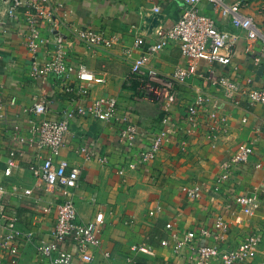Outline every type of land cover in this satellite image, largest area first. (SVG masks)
<instances>
[{"label":"crops","instance_id":"0c3cea01","mask_svg":"<svg viewBox=\"0 0 264 264\" xmlns=\"http://www.w3.org/2000/svg\"><path fill=\"white\" fill-rule=\"evenodd\" d=\"M226 1L230 4L238 0ZM243 1L240 11L252 15L264 30V0ZM65 3L66 7L55 14L57 31L73 42L68 48L67 61L74 65L86 64L97 75L104 76L105 81L89 83L74 75L69 81L75 89L85 87L90 98L76 91L71 101V94L55 86L52 79L33 81L29 78L30 55L20 33L24 23L0 31V98L6 102L12 96L18 99L17 105L8 108L10 119L16 112L21 113L15 124L12 121L0 123V237L6 233L11 218L19 228H34L37 232L33 241L17 239L10 248L0 249V264H40L37 245L49 238L57 218L56 206L62 200L58 186L41 180L30 169L31 164L41 161L37 154L46 156L49 150L39 151L26 142L15 141L14 125L21 136L29 140L33 137V119H57L66 107L75 109L100 95L117 97L118 116L128 117L139 134L133 145L121 144L119 121L80 115L72 121L62 147L60 155L80 170L76 191L79 217L83 221H95L101 228V246L95 250L91 264L118 263L132 254L129 248L132 243L143 241L155 245L157 255L135 253L141 264H191L188 249L175 252L171 246L160 244L161 239L170 237L166 224L172 220H176L180 232L209 228L211 235L204 242H220L224 248L237 245L253 230L264 232V204L247 215L234 203V198L259 193L264 187L263 172L255 165L264 164V104L251 102L246 96L240 103H234L220 87L211 84L212 78L228 75L242 85L251 79L252 86H262L264 76L260 66L254 63V56L264 58L261 42L257 41L251 50L245 31H238L232 62L222 65L200 61L197 73L176 85V100L166 111L162 100L150 94L147 86L132 74V68L137 59L146 54L147 47L160 39L157 29L171 27L180 17L183 0H65ZM156 4L161 10L153 12ZM200 10L221 16L207 0L202 1ZM73 25L114 33L117 43L111 48H89L73 36ZM51 26L49 21L42 26L44 35L50 37V51L55 47ZM135 42L139 46H135ZM148 59L166 76L188 63L179 44L173 40ZM200 95H207L209 100L199 110V126L192 133H186L188 104ZM39 97L49 100L46 113L23 112L22 108ZM166 115L169 119L164 122ZM221 116L225 119H220ZM164 126L170 128V133L157 157L143 162L139 152L151 142L152 131ZM212 127H215L214 137H209ZM246 141H252L256 151L249 162L239 165L219 191L209 190L199 199H190L187 186L198 180L213 187L221 172V162ZM86 142L96 149L98 156H108L109 161L101 162L98 156L86 159L79 150ZM12 149L16 150L18 167L6 175ZM129 161L135 166L125 167L121 172L120 167ZM26 189L31 192L26 193ZM92 195L96 196V202L90 201ZM157 206H162V211L150 215V210ZM221 213L230 222L223 241L218 240L216 227ZM106 251L112 256L106 257ZM74 264H79L78 260ZM243 264H264V238L256 256Z\"/></svg>","mask_w":264,"mask_h":264},{"label":"built area","instance_id":"2783aa9c","mask_svg":"<svg viewBox=\"0 0 264 264\" xmlns=\"http://www.w3.org/2000/svg\"><path fill=\"white\" fill-rule=\"evenodd\" d=\"M202 1L183 0L180 17L171 27L157 29L160 39L147 47L146 54L138 58L132 68V74L147 86L150 94L162 100L166 111L169 110V105L176 100V85L195 75L200 61L222 65H229L232 62L239 38L238 31H245L251 50L255 48L257 41H260L262 44L261 51L264 52V30L252 15H245L240 11L244 4L243 0L230 4L226 0H207L213 5L214 11L221 14L220 17L202 12L200 10ZM65 7V0H0V31L17 28L20 27L21 23H24V30L20 33L23 35L24 44L30 55L29 78L33 81L52 79L53 84L63 87L65 92L71 94L69 99L74 101V92L77 91L82 97H89V93L85 87L75 89L74 84L69 81L71 77L75 75L89 83H103L105 78L102 75H97L84 63L74 65L67 61L68 48L73 42L57 31L58 20L57 14H55ZM160 10L159 4L154 5L153 12ZM46 21L52 23L51 32L55 35V47L51 51L48 49L50 37L44 35L42 31V26ZM71 29L73 36H77L89 48H111L117 43V35L114 33L97 30L89 26L74 27L73 25ZM172 40L179 44L188 63L176 68L171 75L166 76L160 73L148 58L149 55L162 50ZM135 46H139V43L135 42ZM0 59H2L1 51ZM254 63L260 66L264 76V58L261 55H256L254 56ZM251 82V79H247L246 83L242 85L228 75H221L211 80V84L220 87L234 103H240L241 98L246 96L251 102L264 104V83L260 87H254ZM208 100L207 95H200L188 104L185 115V120L188 123L186 133H192L199 126V110ZM17 103L16 96L10 97L7 102L0 98V123H10L11 121L16 123L15 121L20 118L21 113L16 112L10 119L7 112L9 107H14ZM48 107L49 100L45 97H39L31 105L22 109L25 113L40 115L46 113ZM118 108V99L113 95H100L91 98L87 104L78 105L75 109L66 107L57 119L44 118L39 121L33 119L31 121L33 137L29 140L21 136L19 128L14 125L13 138L15 141L26 142L39 151L49 150V154L46 156L38 153L37 156L41 157V161L31 164L30 169L41 180L58 186L62 194V200L56 206L57 218L49 238L41 241L36 248L37 259L40 264H74L76 260L79 264H91L94 260L95 250L101 246V228L95 221L80 219L76 202L80 170L77 167H72L69 161L60 154L66 143L72 121L80 115L93 116L103 121L113 119L119 121V143L133 145L137 140L139 131L135 125L129 122L128 117L120 118L118 116ZM213 116L215 118L218 116L216 111L213 112ZM168 119L169 116L166 115L164 122H167ZM220 119L224 120L225 118L221 116ZM244 121L246 120L244 119ZM262 130L264 132V124ZM214 132L215 127L210 128L209 137H214L212 135ZM169 133L170 128L168 126L152 131L151 142L139 152L143 162L157 157V152H159ZM79 150L86 159L98 156L96 149L87 142L82 144ZM255 152L252 141L239 144L237 149L221 162V172L215 185L210 188L204 182L194 180L186 188L188 197L199 199L209 190L219 191L231 178L235 169L239 165L249 162ZM14 154H16V150L12 149L7 160L6 175L12 174L13 169L18 167ZM98 158L101 162L109 161L108 156H98ZM126 164L120 167L121 172L124 171L125 167L135 166L133 161L126 162ZM255 165L262 170L264 176V164L257 162ZM25 192L30 193L31 189H26ZM234 199V203L241 211L250 215L264 204V187L259 193L240 195ZM95 200L96 196L92 195L90 201L96 202ZM162 209V206H157L150 210V215L155 216ZM176 224V220L166 224V229L170 232L171 238L161 239L160 244L171 246L175 252H181L184 248L188 249L191 264L246 263L256 256L257 249L264 238L263 230L256 229L237 245L224 248L220 242L214 244L204 242L211 235L209 228L180 232ZM216 227L218 229L217 238L219 241H223L230 227V222L222 213L216 219ZM36 233L34 228H19L17 222L11 218L7 222L6 233L0 237V249L10 248L11 243L17 239L23 238L33 241L36 238ZM129 248L132 254L113 264H141L134 256L135 253L157 255L155 245L146 241L132 243ZM105 256L111 257L112 253L106 251Z\"/></svg>","mask_w":264,"mask_h":264}]
</instances>
